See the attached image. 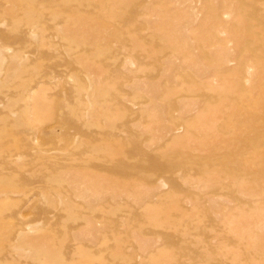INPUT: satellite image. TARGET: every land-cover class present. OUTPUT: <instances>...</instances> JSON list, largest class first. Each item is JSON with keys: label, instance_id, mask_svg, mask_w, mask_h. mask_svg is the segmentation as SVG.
Listing matches in <instances>:
<instances>
[{"label": "rangeland", "instance_id": "374dc122", "mask_svg": "<svg viewBox=\"0 0 264 264\" xmlns=\"http://www.w3.org/2000/svg\"><path fill=\"white\" fill-rule=\"evenodd\" d=\"M239 8L0 0V264H264Z\"/></svg>", "mask_w": 264, "mask_h": 264}, {"label": "bare ground", "instance_id": "6f19581e", "mask_svg": "<svg viewBox=\"0 0 264 264\" xmlns=\"http://www.w3.org/2000/svg\"><path fill=\"white\" fill-rule=\"evenodd\" d=\"M239 5V11L237 13V24L241 25L237 29V37L235 40V46L239 51L236 56V61L241 64L244 60L257 61L264 63V0H236ZM244 9V12H243ZM243 13L245 15V20L242 17ZM225 16V15H224ZM260 23L259 28H255V21ZM260 35V36H259ZM261 40V44L255 46L253 43L256 40ZM246 54V55H244ZM245 57V58H244ZM246 72H250L251 62L247 67ZM251 77V73L243 76L240 82H248ZM259 101H252L249 106L257 109L260 107V103L257 106V103L260 102V99H263L264 105V89L259 92L257 96ZM257 106V108H256ZM251 127L254 132H261L264 138V106H262L261 112H254L251 119Z\"/></svg>", "mask_w": 264, "mask_h": 264}]
</instances>
